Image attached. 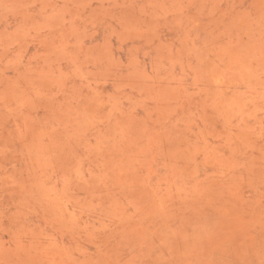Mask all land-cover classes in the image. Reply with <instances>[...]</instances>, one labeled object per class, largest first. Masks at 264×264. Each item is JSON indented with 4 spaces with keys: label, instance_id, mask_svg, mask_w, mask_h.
<instances>
[{
    "label": "rangeland",
    "instance_id": "1",
    "mask_svg": "<svg viewBox=\"0 0 264 264\" xmlns=\"http://www.w3.org/2000/svg\"><path fill=\"white\" fill-rule=\"evenodd\" d=\"M0 264H264V0H0Z\"/></svg>",
    "mask_w": 264,
    "mask_h": 264
}]
</instances>
